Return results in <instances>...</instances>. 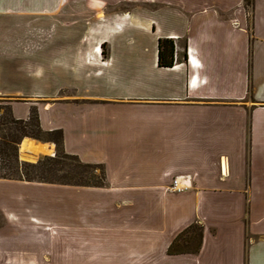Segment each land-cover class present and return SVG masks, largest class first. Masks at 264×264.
Segmentation results:
<instances>
[{
	"label": "crops",
	"instance_id": "0c3cea01",
	"mask_svg": "<svg viewBox=\"0 0 264 264\" xmlns=\"http://www.w3.org/2000/svg\"><path fill=\"white\" fill-rule=\"evenodd\" d=\"M2 9L28 17L26 56L43 58L47 88L70 73L99 80L81 96L9 104L17 119L37 108L67 154L105 166L106 183L0 176V264H264V0H254L252 32L245 0H0ZM160 39L175 42L171 68L158 66ZM15 90L0 79L1 97L29 95ZM175 179L187 189L175 191ZM195 222L200 252L169 255Z\"/></svg>",
	"mask_w": 264,
	"mask_h": 264
},
{
	"label": "trees",
	"instance_id": "16d2710c",
	"mask_svg": "<svg viewBox=\"0 0 264 264\" xmlns=\"http://www.w3.org/2000/svg\"><path fill=\"white\" fill-rule=\"evenodd\" d=\"M254 0H245L246 10H253ZM249 31L252 24L249 19ZM186 59V54L183 56ZM175 42L171 39H160L158 42V66L171 68L175 65ZM3 104V103H2ZM0 106V176L10 180H24L52 184H68L77 186L101 187L106 183V171L103 164L85 163L78 156L67 154L63 147V131L61 129L46 131L41 127L38 109L33 107L27 119H17L10 105ZM4 109V112H1ZM24 138L54 143L57 155L48 159L52 165L23 164L19 160V147ZM27 139L23 140V147ZM72 159L78 167L84 170L82 177L76 182L51 180L45 173L53 170L54 165L62 159ZM96 169L101 175H95ZM37 175V176H35ZM38 177V178H35ZM40 177V178H39ZM203 225L195 222L183 230L170 244L169 255L197 254L203 243Z\"/></svg>",
	"mask_w": 264,
	"mask_h": 264
},
{
	"label": "rangeland",
	"instance_id": "374dc122",
	"mask_svg": "<svg viewBox=\"0 0 264 264\" xmlns=\"http://www.w3.org/2000/svg\"><path fill=\"white\" fill-rule=\"evenodd\" d=\"M0 12L3 13L0 15V79L4 82V84L10 85L12 91H16L15 89L19 87L21 90L29 93L27 96H15L11 99H5V97L0 96V106L4 107L3 105H10V102L45 104L66 95L81 96L85 93L91 92L93 87L94 89L99 87V80L89 78V76H82L81 73L79 75L70 73L69 75L67 74V76H59V87L56 86L57 84H54L51 86V88H47L43 83V78L44 75L46 76L51 74L45 73L43 71V58H30L26 56V52L33 48L32 44L34 43L28 41L27 38L22 37L27 36V34L24 33H27L28 17L24 15L11 14L12 10L2 9ZM251 13V10H247L248 18L250 20L252 16ZM20 21L24 23H21ZM17 34H20V37H18ZM38 43L44 44L43 42H35V44ZM54 44L62 47L66 45V42L57 40L54 42ZM41 49L43 50V48ZM106 50L107 47L105 46V52ZM31 63H34L36 69V73L34 75L36 76L37 80L34 81L35 83L32 82V77L34 75L25 71V68H27L28 64L31 65ZM47 93H50V95L54 98L46 97L45 95ZM73 100H78V98L74 97ZM1 112H4V109H1ZM25 139H31L33 141L47 145H50L51 143L48 141H40L32 138H24L23 140ZM20 147L19 160L23 164L42 163L45 165H52V162L48 159L57 155V149L52 150L48 146L47 151L40 152L35 156L33 154L31 157H29L25 155V150L22 151L23 147L21 150ZM84 173V170L78 167L76 162H74L72 159L65 158L62 159L60 163L55 164L52 172L48 171L45 173V176L56 181L66 180L70 182H76L77 179L82 177ZM94 173L95 175L100 176L101 170L96 169Z\"/></svg>",
	"mask_w": 264,
	"mask_h": 264
},
{
	"label": "bare ground",
	"instance_id": "6f19581e",
	"mask_svg": "<svg viewBox=\"0 0 264 264\" xmlns=\"http://www.w3.org/2000/svg\"><path fill=\"white\" fill-rule=\"evenodd\" d=\"M24 148H26V149H24ZM47 149H48L47 145L38 143V142L33 141L31 139H27L22 151L25 150V152H26L25 155L31 157L33 154L35 156L36 154H38L40 152L47 151Z\"/></svg>",
	"mask_w": 264,
	"mask_h": 264
},
{
	"label": "built area",
	"instance_id": "2783aa9c",
	"mask_svg": "<svg viewBox=\"0 0 264 264\" xmlns=\"http://www.w3.org/2000/svg\"><path fill=\"white\" fill-rule=\"evenodd\" d=\"M187 179L183 180V181H179L178 179H175L173 181V185H172V188L177 191V192H182L184 191L185 189H187Z\"/></svg>",
	"mask_w": 264,
	"mask_h": 264
},
{
	"label": "water",
	"instance_id": "95a60500",
	"mask_svg": "<svg viewBox=\"0 0 264 264\" xmlns=\"http://www.w3.org/2000/svg\"><path fill=\"white\" fill-rule=\"evenodd\" d=\"M21 146V145H20Z\"/></svg>",
	"mask_w": 264,
	"mask_h": 264
}]
</instances>
